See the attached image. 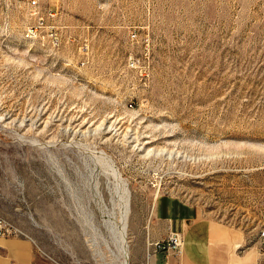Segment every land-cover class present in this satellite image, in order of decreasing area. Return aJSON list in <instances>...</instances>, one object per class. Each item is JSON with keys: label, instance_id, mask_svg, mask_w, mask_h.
I'll use <instances>...</instances> for the list:
<instances>
[{"label": "rangeland", "instance_id": "374dc122", "mask_svg": "<svg viewBox=\"0 0 264 264\" xmlns=\"http://www.w3.org/2000/svg\"><path fill=\"white\" fill-rule=\"evenodd\" d=\"M40 1L76 39L27 40V0H0V264L11 240L10 264H124L125 220L148 264L165 200L264 264V0Z\"/></svg>", "mask_w": 264, "mask_h": 264}, {"label": "crops", "instance_id": "0c3cea01", "mask_svg": "<svg viewBox=\"0 0 264 264\" xmlns=\"http://www.w3.org/2000/svg\"><path fill=\"white\" fill-rule=\"evenodd\" d=\"M171 232L182 234L180 249L157 251L149 257L148 264H237L234 250L239 243L231 229L210 216L199 215L193 206L173 204L170 200L158 206L157 218L148 226V240L164 239ZM5 245L10 254L6 257L9 259L1 258L4 263L28 258L29 252L23 243L11 240ZM144 258L143 247L140 260L143 262Z\"/></svg>", "mask_w": 264, "mask_h": 264}, {"label": "built area", "instance_id": "2783aa9c", "mask_svg": "<svg viewBox=\"0 0 264 264\" xmlns=\"http://www.w3.org/2000/svg\"><path fill=\"white\" fill-rule=\"evenodd\" d=\"M29 4V20L24 28V37L32 42H43L45 47L58 50L64 42L75 41L76 36L67 23H64L63 15L57 8L44 7L40 0H27ZM13 229L0 217V237L7 236ZM255 243L260 254L264 258V228L258 229ZM183 236L180 232H171L163 240L151 242L154 252L177 251L182 246Z\"/></svg>", "mask_w": 264, "mask_h": 264}, {"label": "bare ground", "instance_id": "6f19581e", "mask_svg": "<svg viewBox=\"0 0 264 264\" xmlns=\"http://www.w3.org/2000/svg\"><path fill=\"white\" fill-rule=\"evenodd\" d=\"M124 223V222H123ZM126 226H127V223H126V220H125V223H124V234H123V238H122V244H121V251L123 252V255L125 257L124 259V264H129V256H130V250L128 248V244L125 240V234H126ZM261 228H264V225L261 227ZM182 245V244H181Z\"/></svg>", "mask_w": 264, "mask_h": 264}]
</instances>
